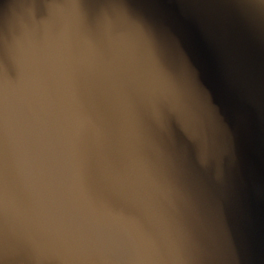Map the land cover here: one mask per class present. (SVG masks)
<instances>
[{
	"label": "clouds",
	"instance_id": "obj_1",
	"mask_svg": "<svg viewBox=\"0 0 264 264\" xmlns=\"http://www.w3.org/2000/svg\"><path fill=\"white\" fill-rule=\"evenodd\" d=\"M228 2L264 37V0ZM130 5L97 0L88 17L49 0L37 19L23 3L0 36L17 69L0 74V226L57 264H191L206 220L226 231L231 133L187 102ZM173 123L191 146L179 164Z\"/></svg>",
	"mask_w": 264,
	"mask_h": 264
},
{
	"label": "water",
	"instance_id": "obj_2",
	"mask_svg": "<svg viewBox=\"0 0 264 264\" xmlns=\"http://www.w3.org/2000/svg\"><path fill=\"white\" fill-rule=\"evenodd\" d=\"M49 0H0V36L23 3L36 18ZM91 17L97 0H80ZM146 24L164 66L189 104L219 117L231 133L234 162L224 157L229 187L217 197L225 232L209 221L193 249L191 264H264V37L255 35L228 0H131ZM0 74L15 79L16 66L0 42ZM179 164L191 146L174 123L163 139ZM126 214L133 209L111 192L99 191ZM0 264H57L38 256L0 226Z\"/></svg>",
	"mask_w": 264,
	"mask_h": 264
}]
</instances>
